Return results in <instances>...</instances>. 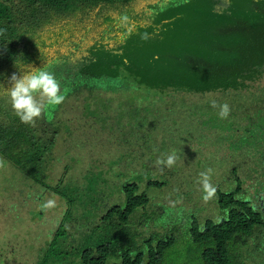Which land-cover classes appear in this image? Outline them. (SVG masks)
Segmentation results:
<instances>
[{
	"label": "trees",
	"instance_id": "trees-1",
	"mask_svg": "<svg viewBox=\"0 0 264 264\" xmlns=\"http://www.w3.org/2000/svg\"><path fill=\"white\" fill-rule=\"evenodd\" d=\"M151 2L0 0V84L65 97L25 124L0 92V264H264V0Z\"/></svg>",
	"mask_w": 264,
	"mask_h": 264
},
{
	"label": "clouds",
	"instance_id": "clouds-1",
	"mask_svg": "<svg viewBox=\"0 0 264 264\" xmlns=\"http://www.w3.org/2000/svg\"><path fill=\"white\" fill-rule=\"evenodd\" d=\"M29 68L30 70L20 71L19 75L13 73L8 81L10 87L5 88L3 84H0V92L7 94L13 111L20 121L25 124L35 123V120L42 115L45 105L49 107L56 106L65 99L61 83L52 72L44 68H33L31 66ZM215 106V103H213V107ZM229 113L230 108L227 103L220 106L219 115L221 118H227ZM176 160L177 155L173 152L168 154L166 159L158 161V163L171 167ZM210 172L211 169H208L200 174L202 177L201 183L206 193L203 197L204 200L210 199L216 191L215 187L210 183ZM54 206V200H49L46 204V207ZM10 220L15 222L12 219ZM13 222H10V224L12 225ZM24 234L29 235V237H25ZM16 236L22 244L32 239L28 230L19 231ZM263 253L264 251L260 255ZM260 255L256 254V256L261 258Z\"/></svg>",
	"mask_w": 264,
	"mask_h": 264
},
{
	"label": "rangeland",
	"instance_id": "rangeland-1",
	"mask_svg": "<svg viewBox=\"0 0 264 264\" xmlns=\"http://www.w3.org/2000/svg\"><path fill=\"white\" fill-rule=\"evenodd\" d=\"M154 0H152L151 3H153ZM141 5H144V2L141 4ZM219 6H223L222 3L219 4ZM98 26L102 27V23H100ZM62 106H64V104H59V105H56V106H52L54 110H60L62 108ZM62 116H69L71 115V112L69 111H64V112H61L60 113ZM3 169H1V176L4 175V172L2 171ZM11 219V218H10ZM13 220V219H12ZM25 225H28L31 227L30 230H28L30 236L32 237V239H36V238H41L42 236V233L44 230L50 228V227H47L45 225H41L40 221L39 220H25V223H23Z\"/></svg>",
	"mask_w": 264,
	"mask_h": 264
}]
</instances>
